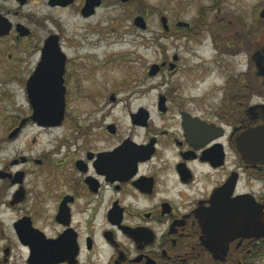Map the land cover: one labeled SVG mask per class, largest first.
Listing matches in <instances>:
<instances>
[{
  "label": "flooded vegetation",
  "instance_id": "flooded-vegetation-1",
  "mask_svg": "<svg viewBox=\"0 0 264 264\" xmlns=\"http://www.w3.org/2000/svg\"><path fill=\"white\" fill-rule=\"evenodd\" d=\"M87 2L0 0V264H264V7L215 104L133 105L123 132L65 46Z\"/></svg>",
  "mask_w": 264,
  "mask_h": 264
},
{
  "label": "rangeland",
  "instance_id": "rangeland-1",
  "mask_svg": "<svg viewBox=\"0 0 264 264\" xmlns=\"http://www.w3.org/2000/svg\"><path fill=\"white\" fill-rule=\"evenodd\" d=\"M262 7L264 0H103V7L86 21L74 12L61 13L68 21L66 48L81 58L83 66L89 65L82 84L105 91L106 101L112 93L123 101L116 115L122 118L126 132L128 108L133 105L148 106L160 122L157 104L161 95L187 108H193L200 98L213 104L226 79L225 68L233 73L244 68L246 56L235 54L246 46L252 49L251 33L259 28ZM137 17L145 19V30L135 25ZM161 17L168 20V32ZM178 22L189 23L191 30L177 27ZM243 32L250 38L246 40ZM176 55L175 72L148 76L153 65L173 63ZM98 99L97 105L104 108L107 102ZM93 105L84 103L89 111H94Z\"/></svg>",
  "mask_w": 264,
  "mask_h": 264
},
{
  "label": "water",
  "instance_id": "water-1",
  "mask_svg": "<svg viewBox=\"0 0 264 264\" xmlns=\"http://www.w3.org/2000/svg\"><path fill=\"white\" fill-rule=\"evenodd\" d=\"M55 2H57L58 0H54ZM121 2H123V3H127L129 0H120ZM102 4V0H88V2H87V6L86 7H84V9H83V14L85 15V16H91V15H93V13H94V11H95V8L96 7H99L100 5ZM261 17L262 18H264V9H263V11L261 12ZM134 23H135V25L136 26H138V27H140L141 29H146L147 28V24H146V22H145V19L143 18V17H137L136 19H135V21H134ZM161 23H162V26H163V28L166 30V31H168L169 30V25H168V20H167V18L166 17H162L161 18ZM176 26L177 27H190V24L189 23H186V22H178L177 24H176ZM173 59H174V61L175 62H173V63H170V65H169V69L171 70V71H174L175 69H176V62L178 61V56L176 55V56H174L173 57ZM163 65H166V64H163ZM160 70H161V66L160 65H153L152 67H151V69H150V72H149V74L151 75V76H154V75H156V74H158L159 72H160ZM60 75V73H59V71L56 73V76H59ZM56 86H57V88L56 89H54V91L55 92H57V93H61L62 92V84L60 83V82H56ZM113 98V97H112ZM166 103V97H164L163 95H161L160 97H159V109L161 110V111H164L165 109H164V106L166 105L165 104ZM209 212H212L211 210H208ZM205 218H206V221L208 222V223H210V221H211V219H214V217L212 216V215H210L209 213H206V215L204 216ZM219 219H220V217H218ZM208 227H206L207 228V230H211V228H212V226L211 225H207ZM224 228H225V226H223ZM214 234V233H213ZM223 235H220V234H218V233H215L214 234V236L215 237H221V236H225V233H222Z\"/></svg>",
  "mask_w": 264,
  "mask_h": 264
},
{
  "label": "trees",
  "instance_id": "trees-1",
  "mask_svg": "<svg viewBox=\"0 0 264 264\" xmlns=\"http://www.w3.org/2000/svg\"><path fill=\"white\" fill-rule=\"evenodd\" d=\"M184 30H185V31H190V30H191V28H190V29L184 28Z\"/></svg>",
  "mask_w": 264,
  "mask_h": 264
},
{
  "label": "bare ground",
  "instance_id": "bare-ground-1",
  "mask_svg": "<svg viewBox=\"0 0 264 264\" xmlns=\"http://www.w3.org/2000/svg\"><path fill=\"white\" fill-rule=\"evenodd\" d=\"M114 42V41H113ZM115 64H118V63H115ZM113 66V65H112Z\"/></svg>",
  "mask_w": 264,
  "mask_h": 264
}]
</instances>
